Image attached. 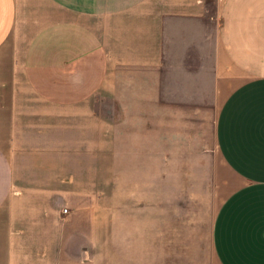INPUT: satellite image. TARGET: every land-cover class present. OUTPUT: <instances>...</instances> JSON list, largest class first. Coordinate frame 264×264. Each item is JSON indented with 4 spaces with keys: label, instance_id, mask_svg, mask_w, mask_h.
<instances>
[{
    "label": "crops",
    "instance_id": "1",
    "mask_svg": "<svg viewBox=\"0 0 264 264\" xmlns=\"http://www.w3.org/2000/svg\"><path fill=\"white\" fill-rule=\"evenodd\" d=\"M0 264H264V0H0Z\"/></svg>",
    "mask_w": 264,
    "mask_h": 264
},
{
    "label": "rangeland",
    "instance_id": "2",
    "mask_svg": "<svg viewBox=\"0 0 264 264\" xmlns=\"http://www.w3.org/2000/svg\"><path fill=\"white\" fill-rule=\"evenodd\" d=\"M191 108L196 110L195 116L197 122V134H199L201 138H203L204 135L206 142H209L211 139V130L213 127L214 118L217 112L214 108V105H191Z\"/></svg>",
    "mask_w": 264,
    "mask_h": 264
},
{
    "label": "built area",
    "instance_id": "3",
    "mask_svg": "<svg viewBox=\"0 0 264 264\" xmlns=\"http://www.w3.org/2000/svg\"><path fill=\"white\" fill-rule=\"evenodd\" d=\"M63 211H64V212H67V209H64Z\"/></svg>",
    "mask_w": 264,
    "mask_h": 264
}]
</instances>
